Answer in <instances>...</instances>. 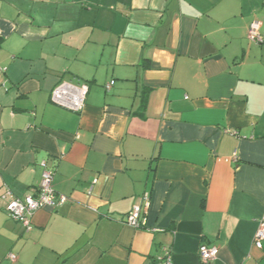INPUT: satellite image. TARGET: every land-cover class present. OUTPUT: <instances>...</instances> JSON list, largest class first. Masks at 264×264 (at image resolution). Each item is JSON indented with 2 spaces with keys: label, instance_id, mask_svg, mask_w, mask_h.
Listing matches in <instances>:
<instances>
[{
  "label": "crops",
  "instance_id": "1",
  "mask_svg": "<svg viewBox=\"0 0 264 264\" xmlns=\"http://www.w3.org/2000/svg\"><path fill=\"white\" fill-rule=\"evenodd\" d=\"M254 22L264 37V0H0V264H158L164 247L264 264ZM62 81L88 86L82 113L52 102ZM43 162L69 200L27 232L2 198L35 196Z\"/></svg>",
  "mask_w": 264,
  "mask_h": 264
},
{
  "label": "built area",
  "instance_id": "2",
  "mask_svg": "<svg viewBox=\"0 0 264 264\" xmlns=\"http://www.w3.org/2000/svg\"><path fill=\"white\" fill-rule=\"evenodd\" d=\"M249 40L256 45H264V37L261 34V25L258 22L251 24L248 33ZM114 82L106 86V90H111ZM88 95V86L86 84L75 86L71 83L60 82L51 93V100L59 107L74 113H82L85 108ZM44 168L43 178L38 193L24 198L13 197L10 192L3 196L6 200L4 211L15 221L21 222L27 232L32 229V219L34 214L42 209H56L68 202L69 198L58 194L53 188L54 171L48 166L47 162L42 163ZM146 206L149 204L148 195L144 198ZM142 209L135 206L133 210L125 217V223L135 229L141 228L144 222L141 220ZM264 242V219L261 221L256 232L254 244L258 249L263 247ZM163 256L158 259V264H173L172 251L164 247ZM203 262L214 261L217 257L216 248H207L201 246L199 251ZM11 261L16 260L15 255H9Z\"/></svg>",
  "mask_w": 264,
  "mask_h": 264
},
{
  "label": "water",
  "instance_id": "3",
  "mask_svg": "<svg viewBox=\"0 0 264 264\" xmlns=\"http://www.w3.org/2000/svg\"><path fill=\"white\" fill-rule=\"evenodd\" d=\"M49 166V165H48ZM50 167V166H49ZM51 168V167H50Z\"/></svg>",
  "mask_w": 264,
  "mask_h": 264
}]
</instances>
